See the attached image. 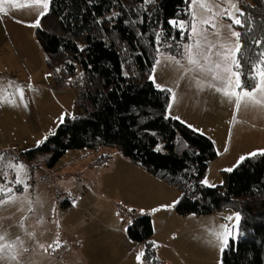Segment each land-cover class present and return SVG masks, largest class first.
Wrapping results in <instances>:
<instances>
[{"label": "rangeland", "instance_id": "1", "mask_svg": "<svg viewBox=\"0 0 264 264\" xmlns=\"http://www.w3.org/2000/svg\"><path fill=\"white\" fill-rule=\"evenodd\" d=\"M251 1L233 0L240 13L242 3ZM204 2L212 5V12L201 8L199 0L190 4V12L195 13L197 20L226 8L240 17L228 3ZM214 22L224 25L220 31L230 37L227 25L232 24L231 20L215 16ZM231 30L238 32L233 24ZM208 31L209 39L216 41L218 37L211 34L215 29L209 27ZM221 42L225 41L221 38ZM226 42L234 47L236 38L230 37ZM158 48L164 51L163 46ZM180 53L174 55L180 64L165 59L167 54L160 55L161 63L154 66L151 76L155 77V84L173 89L171 113L214 142L217 157L211 163H216L207 169L205 179L215 187L222 184V170H232L244 160L241 157L264 150V106L242 103L237 110L234 99L208 87L211 76L185 73L192 66ZM21 71L25 76L17 73ZM194 75L202 80V88L192 79ZM0 85V155L6 162L26 166L23 178L28 185L27 190L14 185L16 173L11 168L4 169L6 177L0 175V184L13 187L18 197L0 205V232L7 233L6 242L17 237L24 242L13 250L17 260H10L13 253L6 251L0 264H151L144 256L137 260L138 254L144 253V246L130 240L127 232L133 218L141 215L152 217L155 233L151 241L160 264H221L224 251L213 233L223 232L220 226L227 225L229 242L237 239L240 220L237 223L226 219L235 217L236 211L225 208L202 216L179 214L176 205L182 192L177 186L111 148L68 151L53 169L46 167L44 155L29 161L28 151L37 147L39 141H46L45 137L48 139L66 117L76 115V93L72 88L56 87L48 69L34 75L26 65L1 71ZM18 86L24 90L23 100ZM259 95L256 93L257 98ZM31 208H39L35 213L40 216L37 223L29 217Z\"/></svg>", "mask_w": 264, "mask_h": 264}, {"label": "trees", "instance_id": "2", "mask_svg": "<svg viewBox=\"0 0 264 264\" xmlns=\"http://www.w3.org/2000/svg\"><path fill=\"white\" fill-rule=\"evenodd\" d=\"M190 4L191 0H51L36 37L54 85L74 89L76 115L66 117L54 135L25 157L32 161L44 155L46 167L53 169L71 150L115 149L179 188V214L202 216L225 208L239 213L238 237L224 249L221 264H264V154L248 156L231 171H222V184L200 183L187 194L183 186L202 181L217 152L208 137L168 116L170 95L150 79L160 53L178 55V43H190L187 34L181 40L169 24L173 19L192 21ZM241 6V24L233 25L240 33L243 56L255 58L264 52V0ZM160 32L164 35L157 42ZM165 40L172 47L157 52ZM247 70L248 66L242 68ZM127 232L130 240L143 244L145 261L161 263L151 241V216L133 218Z\"/></svg>", "mask_w": 264, "mask_h": 264}, {"label": "snow or ice", "instance_id": "3", "mask_svg": "<svg viewBox=\"0 0 264 264\" xmlns=\"http://www.w3.org/2000/svg\"><path fill=\"white\" fill-rule=\"evenodd\" d=\"M2 2L3 0H0V3ZM145 2L154 3L155 0H145ZM186 2H188V0H186ZM220 2L228 3L230 8L236 9V12L242 15L239 8L237 7V3H234L233 0H220ZM35 3L41 5L45 10L49 8V0H35ZM191 3H197V0H191ZM199 6L201 8H205L209 12L213 11L212 5L205 4L204 0H199ZM3 12H5V9L0 7V13ZM44 15H46V11H41L39 13V17H43ZM191 15L193 17L192 21H178L176 19L169 21V24L179 31L181 40H183L187 34V39L191 41L190 43H178L177 45L178 48L183 49L180 55L182 57H186L188 65L192 66L190 68H186L185 73L193 72L203 77L211 76V81L208 83V87H215L217 92H221L224 96L228 97L229 100L234 99L237 110L240 109L242 103L245 106H248L249 104H252L253 106H264V52L254 54L255 58H253V56H249L247 59H245L242 54V46L239 43L240 33L231 30L232 24H241V20L227 8L221 9L219 12H215L213 16L202 20H197L194 12H192ZM215 16H219L221 18H225L226 16L227 19L232 21V24L227 25V28L229 29L230 37L236 38L234 47L226 42L230 37L223 36L220 28L225 26H217V24L214 22ZM39 25L40 19L38 18L35 23L30 26L37 27ZM209 27L215 29V31L211 34L218 37L216 41H211L209 39ZM163 35V32L156 33L157 42L160 41V37ZM221 38L225 42H221ZM172 39L175 40L176 37L173 36ZM162 46L165 48L172 47V45L169 44L167 40L163 41ZM214 49L215 51H213ZM156 51L159 52L160 48H157ZM238 54L239 58H237ZM161 55L165 56L164 53H161ZM213 57H215V59H213ZM165 59L172 60L177 64H180V61L176 60L174 55H166ZM241 60H245V65L242 66ZM160 63L161 60L159 58L154 61L155 65H159ZM244 66H248L247 71H242ZM181 67H183V65H181ZM57 71H60V69H57ZM241 76L244 77L243 82L241 81ZM150 79H152L153 83L155 84V77L150 76ZM192 79L195 80L198 87H203V82L200 78H198V76L194 75ZM248 81H252L253 83H248ZM213 82H219L221 86L217 87ZM155 86L161 91L170 93V99L173 101L175 100V93L173 92L172 88H165L160 84H155ZM0 91H3L2 85H0ZM17 92L19 93L21 100H23V88L18 86ZM256 93L260 94L259 98H257ZM5 99H7V97H5ZM9 102L14 103V101ZM171 107L172 104L169 103L168 108L166 109L169 116ZM165 118H168V116ZM171 118L179 119V117ZM189 127H191V125H189ZM52 134L54 135L55 133ZM45 140H47V137H45ZM41 143H44V140L39 141L38 146ZM261 154H264V150H262ZM250 155L254 156L256 153L254 152ZM240 159L243 160L245 157H241ZM25 167L26 166L23 164H13L11 162H6V158L3 155H0V175L6 177L7 173L4 171V169L11 168L16 173L15 180L12 183H14V185H22L24 190H27L28 185L23 178ZM226 171H231V169H227ZM201 183L206 184L208 187H214V185L208 183L207 179ZM17 198L18 197H16L15 193L13 192V187L0 184V205L14 202ZM129 211H131V209H129ZM226 219H235L238 223L240 220V215L239 213H236L235 217L229 216ZM220 227L224 231L214 232L213 235L217 241L221 242L222 246L220 250L223 252L224 248L228 247L231 235L228 233L227 225H221ZM225 233L228 234L226 235ZM6 235L7 233L0 232V259L4 258V254L7 251L13 253L9 256V259L15 261L17 260V255L14 254L13 250L16 244L23 245L24 242L18 237L13 242H6ZM55 244L57 247H59L60 241L57 240ZM40 247L43 248L44 245H40ZM48 247H52V245H49ZM46 250L47 249H45V251ZM24 251H28V249L25 248ZM143 256V252L139 253L137 260L140 261L141 257Z\"/></svg>", "mask_w": 264, "mask_h": 264}, {"label": "crops", "instance_id": "4", "mask_svg": "<svg viewBox=\"0 0 264 264\" xmlns=\"http://www.w3.org/2000/svg\"><path fill=\"white\" fill-rule=\"evenodd\" d=\"M50 1L51 0H49V5ZM0 7L5 9V12L0 13V72H7L14 67L19 68L26 65L34 75L42 73L47 69L46 57L36 37L37 27H32L30 25L34 24L38 18L41 21L42 17H39V13L41 11L47 12L48 9H43L41 5L35 3V0H3V2L0 3ZM164 54L166 55V53ZM160 55L161 53L158 55V58ZM17 73L25 76L23 71ZM262 110H264V108ZM170 117H175L171 111ZM190 128L201 133V130L195 129L194 126ZM215 163L216 162L210 163L208 170ZM204 179L205 175L202 181ZM38 211L39 208H31V215H29V217L32 218V223H37L39 221L40 216L35 214ZM36 257L35 255V258Z\"/></svg>", "mask_w": 264, "mask_h": 264}, {"label": "built area", "instance_id": "5", "mask_svg": "<svg viewBox=\"0 0 264 264\" xmlns=\"http://www.w3.org/2000/svg\"><path fill=\"white\" fill-rule=\"evenodd\" d=\"M200 183H201V181H192V182H189V183L185 184L183 186V188L186 190V193H187L190 188H193L196 185H199Z\"/></svg>", "mask_w": 264, "mask_h": 264}]
</instances>
